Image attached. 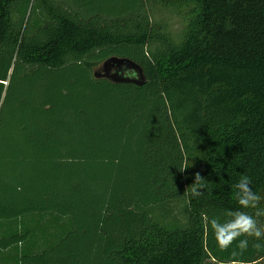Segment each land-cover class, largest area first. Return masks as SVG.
Here are the masks:
<instances>
[{
    "label": "trees",
    "instance_id": "obj_1",
    "mask_svg": "<svg viewBox=\"0 0 264 264\" xmlns=\"http://www.w3.org/2000/svg\"><path fill=\"white\" fill-rule=\"evenodd\" d=\"M243 175L264 207V0H0V264H257L206 223Z\"/></svg>",
    "mask_w": 264,
    "mask_h": 264
},
{
    "label": "clouds",
    "instance_id": "obj_2",
    "mask_svg": "<svg viewBox=\"0 0 264 264\" xmlns=\"http://www.w3.org/2000/svg\"><path fill=\"white\" fill-rule=\"evenodd\" d=\"M203 180L199 172L194 173L191 189L193 197L201 195L199 189L203 187L201 183ZM251 183V178L243 175L233 187L235 188V200L240 209H252L254 213L250 214L244 210H227L224 213L227 219L223 221L219 217L206 218V223L210 227L220 250L226 251L233 244L236 245L231 253L233 257L241 255L247 250L249 244L247 237L257 241L264 239V224H261L258 219L264 217V207H261L262 197L252 189ZM241 237L246 238L241 239ZM255 246L260 247L261 245ZM232 264H236V262L233 261Z\"/></svg>",
    "mask_w": 264,
    "mask_h": 264
},
{
    "label": "rangeland",
    "instance_id": "obj_3",
    "mask_svg": "<svg viewBox=\"0 0 264 264\" xmlns=\"http://www.w3.org/2000/svg\"><path fill=\"white\" fill-rule=\"evenodd\" d=\"M161 16H162L161 19L168 22L169 30L171 31V33L173 35H177L182 28V24L180 23L179 19L174 17V16H171L166 11H164ZM34 17H36V16H34ZM103 62L104 61L99 62L93 66V73L96 77H105L104 69L106 67L103 65ZM109 70L111 72H114V68H110ZM128 70L132 71V75L129 74L130 72L127 75L129 77H135V73H134L133 69H128ZM182 204L183 203H177V204L173 205V211L175 213L173 216H175V218H177L181 223H184L186 221V218H187V213L183 207L184 204L183 205ZM33 225L37 226L38 228H41V229H46V227H47V225L45 223H43L42 220L40 221V223H34ZM257 264H264V261H261Z\"/></svg>",
    "mask_w": 264,
    "mask_h": 264
},
{
    "label": "water",
    "instance_id": "obj_4",
    "mask_svg": "<svg viewBox=\"0 0 264 264\" xmlns=\"http://www.w3.org/2000/svg\"><path fill=\"white\" fill-rule=\"evenodd\" d=\"M103 65L109 69L115 68V67L121 68L124 66L127 69H133L135 73V77H129V76H125L119 71H116L114 77L108 78L111 81L133 83L136 85H143L146 83V78H145L142 68L137 63L129 59L112 57V58L105 60L103 62Z\"/></svg>",
    "mask_w": 264,
    "mask_h": 264
},
{
    "label": "flooded vegetation",
    "instance_id": "obj_5",
    "mask_svg": "<svg viewBox=\"0 0 264 264\" xmlns=\"http://www.w3.org/2000/svg\"><path fill=\"white\" fill-rule=\"evenodd\" d=\"M104 71H105V78H111V77H114L116 71H119L120 73L124 74L125 76H128L127 74H128L129 72H130L129 74L132 75V71H129V70H128L127 68H125L124 66L121 67V68H117V67H115V68H114V72H111V71L109 70V68H105Z\"/></svg>",
    "mask_w": 264,
    "mask_h": 264
}]
</instances>
